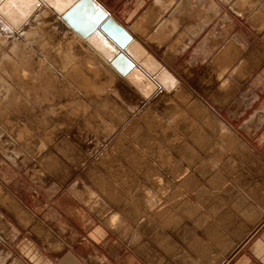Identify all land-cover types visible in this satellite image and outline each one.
Listing matches in <instances>:
<instances>
[{
  "label": "rangeland",
  "instance_id": "1",
  "mask_svg": "<svg viewBox=\"0 0 264 264\" xmlns=\"http://www.w3.org/2000/svg\"><path fill=\"white\" fill-rule=\"evenodd\" d=\"M0 1L4 3L0 9L4 10L10 5L15 7V9L22 10L20 9L21 6L19 7V3L12 2L11 0ZM192 6L193 11L195 8H199V6L196 5ZM35 12L36 11L29 16V20L25 22L27 24L24 23V28L20 27L17 30L13 29L2 17H0V162L1 159H9L23 163L22 165L27 168L29 173H35V177L38 178L39 181L41 180L43 184H47L51 191L55 190L54 185H62L65 190H68L81 203L89 208L98 220L102 221L108 228L112 229V231L129 246V248L135 251L148 264H220L228 257L236 245L243 240L245 235L255 223L259 221L264 213V162L256 150L251 148V145L247 143L245 136L238 133L226 122V119L230 114L229 111L232 109L229 108V105L232 106V101L237 100L235 101V107L237 109L239 95L245 96L247 92H244L243 89L241 90L242 85L233 84H230L226 89H219L221 86L218 84L221 79H218L217 81L215 80L217 65L213 61V58L219 54V50L227 43V41L233 42V44L240 48L241 52L242 50H247L254 41L258 45H260V43L264 45V30H258L256 26L253 25L254 22L245 17H242L238 21L234 19L233 22L224 21L221 14L216 17L215 10H212L211 7L209 8V14L207 15L208 20L206 21L208 24L207 32L210 35L203 38H191V45L186 53L180 54L179 48L167 53L175 42L174 37L171 38L170 36L161 48L156 47L154 44L147 43L143 38L139 37L141 41H144L145 46L142 45V43L141 45L145 48L147 53L153 55L165 68L164 70L167 71V73L164 72L158 77L161 84L158 85L155 80L139 68V66H135L131 69L132 71L130 70L128 73L129 75L126 74L125 78L129 76L126 79L127 81H132L133 79L132 82L138 86L140 85L141 88H139L140 90L138 93H140L141 97L126 83L121 75L115 72L113 68H109V64L103 58L105 56H101L91 46L90 48L87 46L92 50L91 54L94 58L96 56L95 60H98L97 63L99 65L102 64L103 66H108L107 68L109 70L106 71L110 72L109 74H111L113 79L111 86H105V90L99 98L100 100L94 101V104H88L90 107L89 111L84 113L77 112L74 109L64 106L68 99H71L74 95H78L75 90L77 89V83L80 81L76 79H64L57 71L59 64H55L57 68L56 70L55 65L52 62L53 60L48 56L52 52L51 48L53 49L56 45H64V41H66V38L70 33H72L73 36H76L77 34L68 27L70 29H68L69 33L67 27H65V23L61 19H57L53 13H51L53 19L49 14L48 17L40 20L43 22L46 19L44 21L46 22V25L43 22V26L41 22H37V19L36 21L34 20L33 14H35ZM194 15L195 13H193V16ZM48 21H50V24H47ZM191 22L194 28L199 26L198 21L196 22L195 19ZM133 23L134 21L129 25L130 30ZM40 24L42 25L41 28ZM211 29L213 32H211ZM24 30L28 32V35L29 33L33 34L34 32L33 36L31 35L33 41L30 37L24 36ZM50 33L51 35H49ZM229 33L231 35H228ZM37 35H40V40H43L46 43L49 42L47 43L48 45L43 43V46L45 45L46 47L44 46L45 48L42 49L43 51L47 49L46 52L49 53L47 57L44 54L45 51H38L37 40L35 41V37L36 39L38 38ZM5 36L7 38L3 40ZM58 38H60L59 41L61 42L56 41ZM15 42H20L22 44V46L21 44L18 46L19 48L23 49V46H25L27 50L31 49L30 53L33 52L31 53L33 59L31 65L28 67L20 65V68L25 71L33 70L35 72L30 73L28 78H24L23 81V78L21 79L11 73L12 68L11 65L8 64V60L2 59L5 55L11 54L9 49L12 47V43ZM204 43H207L208 46L204 45L200 51V44L203 45ZM132 47L134 46H131L130 48ZM256 47L258 48L257 45ZM132 52L134 53V49ZM136 53L140 55L139 49L136 50ZM190 54L192 55L191 62H189L188 58ZM242 58L244 59L243 52L240 54L239 60H237L238 58L232 60L233 65L231 68H233L236 62L240 61ZM53 59L56 62L58 60L56 58ZM38 60L44 62L43 64L45 66L47 65L51 70L50 72L52 73L53 79H51V84L49 86H47L48 80L46 81V77L40 78L36 74L39 70V65L37 64ZM47 60L50 61V64ZM142 60L145 65L149 67V61L145 58ZM230 69L225 71L221 76L222 79L229 75L227 73ZM100 72L99 76L94 80L103 84L106 82L105 79L107 78V75L104 71L102 73ZM131 73L134 74L132 75ZM172 77L177 80V84L174 83ZM226 79H228V77ZM206 80L208 83L204 84L206 83ZM231 81L234 83L233 80H230V82ZM210 83H212V86ZM24 87H27L29 91L27 92ZM146 87L148 90L149 87H151L149 94L146 92ZM32 90H36V92H32ZM90 96L95 97L92 94ZM158 101H161V103ZM61 108L67 111L68 118L66 117L65 120L60 116L61 114L59 112L61 111ZM163 108L165 111L172 110V113H176V115L179 111L185 112L186 118L188 120L191 119L190 122L193 123V128L197 126L196 128L201 131L200 135H197L201 138L199 139V142L193 141L192 136H187L185 143L182 144V152H177L175 150H178V148H174L173 151L181 156H177L171 150L169 151V155L167 154L165 157L163 155L160 156L158 151L160 145L158 146L150 139H146L148 140L147 143L142 136V131H140L141 128L139 126L136 127V124H132L129 128L130 131L128 129L125 131V128L131 119V121H134L135 117H139L142 114H147L145 115L147 117L152 116L155 113L161 115L164 112ZM151 111L154 113L152 114ZM123 117L124 120L122 121ZM106 124L110 127H115L117 125L113 132L107 136V139L103 137L104 132L102 134L101 131ZM135 128H139L140 130H136ZM103 130L105 131V129ZM138 131L140 133H138ZM223 131H226L227 134L225 133V135H223ZM122 132L125 134L123 135ZM126 132H128V134ZM117 135L126 140L124 141V139L121 138L118 139L117 142L114 141ZM126 135L127 137H125ZM45 136L49 138L48 141ZM135 136L137 137V141ZM220 136L222 137L219 138ZM230 136H232V138ZM50 139L52 141H50ZM121 140H123V144ZM220 140L223 142H220ZM143 141L145 144L142 143ZM127 142L129 143L127 144ZM136 143L138 144V148L143 147V149L140 148V150H147L149 148V152L153 154L154 157H146L148 160L150 158L155 162L154 166L150 165L152 162H149L150 164H142L132 157L129 150L130 147L132 150V145H137ZM228 143H230L231 150L230 148L228 150L226 149L225 144ZM44 145H47V147ZM111 145H113L114 148L111 149L112 153H115L114 156L116 157V161H112V167L110 159L102 158L104 157L103 153L108 152ZM43 147H45V150ZM184 147L188 150L184 149ZM45 153H48V155ZM184 154H186L185 159H183ZM47 156L48 162L46 158ZM179 158L184 160L186 164L188 163V165H190L189 167L192 168L195 166L196 170H194V168L192 169V173L195 177L198 176V172H201L200 175L202 181L201 179L200 181L203 184L201 187H203V189L206 188L204 189L206 190V193L209 192L208 190L211 192L221 191V195H218L223 198L222 205H220V212L225 214L226 218L224 217V221L227 219V224L230 221L228 219V214L225 212L229 211L234 214L236 219V222L233 223L234 225L231 226L225 224L221 228H213V222H215L217 215L211 211L210 205L207 207H202L200 205H194V207L192 205L188 207L191 210V212H189L190 214L186 209L181 208L180 211L177 212L175 210L170 211V218L165 215V218H162L163 220L160 218L151 220L148 217L145 221H138L139 217L149 213L150 208L155 206L154 204L158 205V201L163 197H169L170 202L178 199V196H174L172 182L178 180V178H174V175L178 172L173 171L175 170L173 165H182ZM227 159L230 160L232 170L234 169L230 175L227 170H224L222 167L224 166L228 169L227 166L229 163ZM166 160L172 161V163ZM191 162H193L194 165ZM215 163L218 165L220 164L218 169H220L221 172H217V169H215L214 166ZM22 165L21 168L23 167ZM107 165L109 166V169L113 168L114 170H112L109 176L104 173L109 170ZM184 167L185 165L181 166L182 169ZM127 169L132 171V174ZM124 172L125 174L128 173L129 176H133L129 177L127 174L126 176ZM95 174L97 176H95ZM115 174L117 177L114 176ZM119 175H121V179L118 177ZM124 175L125 180L123 178ZM107 176L111 179H108ZM133 177L135 178V181ZM93 178H95V180ZM126 178L129 180L127 181ZM107 179L110 180L113 186H116L115 188L118 190L115 194L117 200L110 199L107 195L100 192L97 183H95V181L98 182L101 180L107 186V182L109 183ZM130 179L134 183L131 182ZM155 184H158V186L156 187ZM165 185L166 187L162 189ZM140 186L142 189H140ZM126 187H129V190ZM154 190L155 193L153 195ZM150 191L152 195H150ZM131 192L133 196H131ZM160 192L162 194H160ZM163 193L165 195H163ZM155 195L159 198L156 199ZM243 205H245V207ZM238 209L242 211H239ZM231 210L236 213H233ZM214 232L217 235L215 234V236H211L210 234H213ZM219 236L221 240L218 239ZM197 243L199 245H197ZM191 259L195 260L196 263L194 261L191 262Z\"/></svg>",
  "mask_w": 264,
  "mask_h": 264
},
{
  "label": "crops",
  "instance_id": "2",
  "mask_svg": "<svg viewBox=\"0 0 264 264\" xmlns=\"http://www.w3.org/2000/svg\"><path fill=\"white\" fill-rule=\"evenodd\" d=\"M91 2L95 10L110 15L142 45L145 41L161 48L170 36L174 37L167 53L177 48L180 54L186 53L191 38L210 35L206 21L211 7L224 21L245 17L258 30H264V0ZM192 5L199 8L193 11ZM193 19L198 27L192 26ZM204 45L208 46L200 44V51ZM242 52L244 59L231 68L232 60H239ZM242 52L230 41L222 46L213 58L217 65L215 80L221 79V90L233 84L242 85L241 90L247 92L239 95L237 109V100L229 105L232 109L226 122L245 136L264 162V45L254 41ZM188 58L191 62L192 55ZM228 69L229 75L222 79ZM22 164L9 159L0 162V264H148L62 185H54L51 191ZM220 264H264V213Z\"/></svg>",
  "mask_w": 264,
  "mask_h": 264
},
{
  "label": "bare ground",
  "instance_id": "3",
  "mask_svg": "<svg viewBox=\"0 0 264 264\" xmlns=\"http://www.w3.org/2000/svg\"><path fill=\"white\" fill-rule=\"evenodd\" d=\"M12 2H16V3H19V7L21 6V8L20 9H22V10H18V9H15V7H13V6H10V5H8L9 7L7 8L6 7V9H4L5 10V12H7L8 13V15H10L12 18L15 16V12H19L20 14L21 13H25L26 12V10H28L29 8H31V6H32V0H11ZM36 1V0H35ZM37 1H39L40 2V6L36 9V12H35V14H33L34 16V20L36 21V19L38 20L37 22H41L40 20H42L43 18H45V17H48L49 16V14L51 15V18L53 17L52 16V14L51 13H53L54 14V16L57 18V19H59L60 20V17L56 14V13H60V12H62L67 6H69L74 0H37ZM7 4V3H6ZM14 4V3H13ZM22 4V5H21ZM25 4H27V5H25ZM2 5H4V3L3 2H0V8L2 7ZM24 5H25V7H24ZM16 6V5H15ZM18 7V6H17ZM18 7V8H19ZM4 8V7H3ZM95 7H94V5L92 4V2H91V0H81L80 1V3L77 5V7H75L74 9H73V11H70V13L65 17V20L63 21L64 23H65V27H67V30L70 28L75 34H77L76 36H73L72 35V33H70L69 32V30H68V32L70 33V35H68L67 36V38H66V41H64V45L63 44H61V46H59V45H56L53 49L51 48V53H50V55H48L49 53H47L46 52V50H44L45 51V55H46V57H47V55L48 56H50L49 58L51 59V60H53L52 62H53V64L55 65V64H59L58 65V70H57V68H56V65H55V69L61 74V76H63V78L65 79V78H68L69 80H73V79H76V80H79L80 82H78L77 83V89L75 90L76 91V93H78V95H74L71 99H68V101H66V105H64V106H66V107H68V108H70V109H74V110H76L77 112H84V113H86L87 111H89V105L88 104H91V103H93L94 104V101H99L100 99V97H101V94L103 93V91L105 90L104 88H105V86H111V82H112V77H111V74H109L110 72L109 71H106V70H109L106 66H103L102 64H98L97 63V61L98 60H95V58H96V56H95V58H94V56L91 54L92 52V50H90L89 48H90V45L84 40V37H83V35L85 34V32L93 25V22L94 23H96V19L98 18V16L101 14L98 10H95L94 9ZM0 10H3V9H0ZM56 12V13H55ZM110 16V15H109ZM111 17V16H110ZM112 18V17H111ZM53 19V18H52ZM113 19V18H112ZM29 20V18L26 20V21H28ZM46 20V19H45ZM44 20V21H45ZM49 20H51V19H49ZM114 20V19H113ZM43 21V22H44ZM57 21V20H56ZM115 21V20H114ZM43 22H41L42 24H43ZM50 21H48L47 22V24L49 23ZM53 22V21H52ZM45 23V25H46V22H44ZM57 23V22H56ZM25 24H27V23H25ZM36 24H38V23H36ZM35 24V25H36ZM50 24V23H49ZM58 24V23H57ZM56 24V25H57ZM28 25H29V23H28ZM24 26V24L21 26L22 28H24L23 27ZM38 26V25H37ZM43 26H44V24H43ZM48 26V25H47ZM46 26V27H47ZM52 26V25H51ZM53 26H55V25H53ZM3 27V26H2ZM28 27V26H27ZM30 27V26H29ZM39 27V26H38ZM42 27V25L40 24V28ZM55 27H57V26H55ZM69 27V28H68ZM138 27V26H137ZM36 28V27H35ZM39 28V29H40ZM44 28V27H43ZM54 28V27H53ZM51 29V28H50ZM26 30H27V28H26ZM34 30V29H33ZM33 30H32V32H33ZM36 30V29H35ZM57 30V29H56ZM66 30V29H65ZM65 30H63V31H65ZM141 30V29H140ZM139 30V31H140ZM25 31V30H24ZM29 31V30H28ZM30 31H31V29H30ZM29 31V32H30ZM40 31V30H39ZM53 32H55V31H53ZM61 32V31H60ZM37 33V32H36ZM39 33V32H38ZM63 33H65V32H63ZM33 34H34V32H33ZM33 34L31 33H29V35H28V32H26L25 31V33H24V36H27V37H30L31 38V40L33 41V39H32V37H31V35L33 36ZM57 34V33H56ZM55 34V35H56ZM74 34V35H75ZM49 35H51V33L49 34ZM54 35V34H53ZM65 35V34H64ZM145 35V34H144ZM35 37V36H34ZM37 39H36V37H35V41L37 40V45H38V48H39V50L38 51H40V50H42L43 48H45L44 46H43V43L44 44H47V43H49V42H45V41H43V40H40V35H37ZM66 37V36H65ZM7 37L5 36L4 37V39L3 40H5ZM26 38V37H25ZM29 38V39H30ZM59 39L60 38H58V40H56L57 42L59 41ZM30 40V41H31ZM90 42L91 43H93V44H95V47L96 48H98L99 50H101L102 52H103V56H105V57H107L108 55H109V53H108V51H107V49L105 48L106 47V43L100 38V39H97V38H95V36H90ZM32 41H31V43H32ZM59 42H61V41H59ZM86 43V46H85V43ZM16 43V42H15ZM12 43V47H10V52H11V54L10 55H5L2 59H7L8 60V64L9 65H11V68H12V70H11V73L13 74V75H15V76H18V77H20L21 79H22V81L24 80V78H28V75L30 74V73H34L35 71H30V70H23L22 68H20V65H25L26 67H28V66H30L31 65V63H32V57H31V53H33V52H31L30 53V50L31 49H29V50H27V48L25 47V46H23V49H21V48H19L18 46L21 44L20 42L19 43ZM63 43V42H62ZM18 44V45H17ZM35 44V43H34ZM57 44V43H56ZM58 44H60V43H58ZM23 45H24V43H23ZM48 45V44H47ZM50 45V44H49ZM21 46H22V44H21ZM89 48H88V47ZM28 47V46H27ZM37 48V49H38ZM37 51V52H38ZM43 50H42V52H44ZM48 51H50V50H48ZM40 53V52H39ZM33 55H35V54H33ZM58 56V57H57ZM45 57V58H46ZM44 58V59H45ZM53 58H56V59H58L57 60V62L53 59ZM48 59V58H47ZM43 60V59H42ZM46 60V59H45ZM49 60V59H48ZM47 60V61H48ZM44 61V60H43ZM49 62V64H50V61H48ZM56 62V63H55ZM44 62H42L41 60H38V62H37V64L39 65V70H38V73H36L40 78L42 77H46V81L48 80V85L47 86H49L50 84H51V79H53V77H52V73L50 72L51 70L49 69V67L46 65H44L43 64ZM33 64H34V62H33ZM9 67V66H8ZM4 68V67H3ZM6 68V67H5ZM53 68H54V66H53ZM109 68H110V66H109ZM9 70V69H8ZM101 71V72H100ZM104 71V73H106V79H105V81L106 82H104L103 84H101L100 82H96L94 79L96 78V77H98L99 76V72L100 73H102ZM132 71V70H131ZM116 72V71H115ZM8 73H9V71H8ZM59 74V75H60ZM132 74V73H131ZM134 74V73H133ZM132 74V75H133ZM137 74V73H136ZM32 75V74H31ZM113 75V74H112ZM129 75V74H128ZM34 76V75H33ZM115 76V75H114ZM123 78H124V80L126 81V83L140 96V93H138L139 92V88H141L140 87V85L138 86V85H136L134 82H132L133 81V79H132V81L130 80V81H127L126 79L129 77H126L125 78V76H122ZM131 77V76H130ZM132 77H134V76H132ZM137 77V76H136ZM140 77V76H139ZM143 77V76H142ZM20 78H19V80H20ZM18 80V79H17ZM74 83V82H73ZM27 84V83H26ZM68 84V83H67ZM70 84V83H69ZM101 84V85H100ZM126 84V85H127ZM138 84V83H137ZM142 85V84H141ZM28 86V85H27ZM69 86V85H68ZM52 87H53V85H52ZM66 87V86H65ZM72 87V86H71ZM70 87V88H71ZM73 87H74V85H73ZM129 87V88H130ZM24 88H26V90H27V92L29 91L28 90V88L27 87H24ZM147 88V87H146ZM64 89V88H63ZM72 89V88H71ZM25 90V89H24ZM25 90V91H26ZM53 90V89H52ZM107 90V89H106ZM109 90V89H108ZM147 91V94H149L150 93V91H151V87H149V90H148V88L146 89ZM5 91H6V88H5ZM115 91V90H114ZM133 91V92H134ZM31 92V91H30ZM32 92H36V90H32ZM65 92V91H64ZM105 93V92H104ZM142 93V92H141ZM144 93V92H143ZM94 95L95 97H91L90 95ZM136 94V95H137ZM10 95V94H9ZM132 96V95H131ZM134 96V95H133ZM138 96V97H139ZM145 96V95H144ZM135 97V96H134ZM141 97V96H140ZM13 98V97H12ZM69 98V97H68ZM165 98V97H164ZM163 99V98H162ZM173 99V98H172ZM11 100V99H10ZM167 101V100H166ZM159 103H161V101H158ZM169 102V101H168ZM168 102H167V104H168ZM11 103V102H10ZM172 103V102H171ZM163 105V104H162ZM165 105V104H164ZM171 106V105H170ZM185 108V107H184ZM135 109V108H134ZM180 109V108H179ZM6 110V109H5ZM103 110V109H102ZM108 110V109H107ZM163 110H164V108H163ZM175 110V109H174ZM184 110V109H183ZM112 111V110H111ZM131 111H132V109H131ZM144 111V110H143ZM146 112V111H145ZM152 112V111H151ZM156 112V111H155ZM61 115V117H62V119H64L65 120V118L67 117L68 118V114H67V111H65V109H62L61 108V111L59 112ZM72 113V112H71ZM76 113V112H75ZM74 113V114H75ZM120 113V112H119ZM141 113H142V110H141ZM154 112H152V114H153ZM162 113V112H161ZM115 114V113H114ZM156 114V113H155ZM153 114L152 116H149V117H147V116H145V115H147V114H142V115H140L139 117L137 116V117H135V120L134 121H129L128 122V124H127V127L125 128V131H127V129L129 130V128L132 126V124H136V127L137 126H139L140 128H141V130L139 129V128H135L136 130H140V131H142L141 133H142V136L144 137V139H145V141L147 142L148 140H146V139H150L151 141H153V142H155V144H157L158 146H159V153H160V156H167V154L169 155V151L171 150V151H173L174 150V148H178V150H175V151H177V152H182V149H183V147H182V144H184L185 143V140H186V138H187V136H192V139H193V141H195V142H199L200 140L199 139H201L200 138V136H197V135H200V129H197L196 127L195 128H193V123L192 122H190V120H188L187 118H186V116H185V112H183V111H179V113H177V115H176V113L175 114H173L172 113V110H170V111H165L164 110V112L160 115H158V114ZM83 115V114H82ZM136 116V115H135ZM126 117H127V115H126ZM119 118V117H118ZM134 119V118H133ZM67 120V119H66ZM124 120V117L122 118V121ZM70 121V120H69ZM69 121H68V124H69ZM103 121V120H102ZM121 121V120H120ZM193 121V120H192ZM67 122V121H66ZM136 122V123H135ZM140 122V123H139ZM102 123V122H101ZM120 123V122H119ZM195 123V122H194ZM218 123V122H217ZM196 124V123H195ZM224 124V123H223ZM62 125V124H61ZM220 125V124H219ZM135 126V125H134ZM113 127V126H112ZM110 127L109 125H105V126H103V128H102V134H103V132H104V134H103V137L104 138H106L107 139V136H109L110 135V133H112L113 132V130L115 129V127H117V125L115 126V127ZM103 129H105V131L103 130ZM203 129H204V126H203ZM124 130V129H123ZM52 131V130H51ZM130 131V130H129ZM50 132V131H49ZM49 132H48V134H49ZM132 132V131H131ZM131 132H129V133H131ZM203 132V131H202ZM221 132V131H220ZM219 132V133H220ZM20 133H22V132H20ZM19 133V134H20ZM123 133V132H122ZM127 134H128V132H126ZM134 133V132H133ZM132 133V134H133ZM138 133H140L139 131H138ZM199 133V134H198ZM223 135H225V133L227 134V132L226 131H223ZM47 134V133H46ZM45 134V135H46ZM47 134V135H48ZM125 133H123V135H124ZM222 134V133H221ZM231 134V133H230ZM120 135V134H119ZM122 135V136H123ZM134 135V134H133ZM136 135V134H135ZM23 136V135H22ZM102 136V135H101ZM121 136V135H120ZM120 136H118L117 135V137H115L114 139V141H116L117 142V140L118 139H121V138H123V137H121L120 138ZM139 136V135H138ZM21 137V136H20ZM19 137V138H20ZM47 136H45V138H46ZM48 137H49V135H48ZM47 137V141L49 140V138ZM51 137V136H50ZM125 137H127V135L125 136ZM129 137V136H128ZM136 137V136H135ZM189 137V138H190ZM222 136H220L219 138H221ZM231 138H232V136H230ZM18 138V139H19ZM141 138V137H140ZM218 138V139H219ZM226 138V137H225ZM124 139V138H123ZM133 139V138H132ZM136 139V141H137V137L135 138ZM134 139V140H135ZM143 139V138H142ZM142 139H141V141H142ZM179 139H181V140H179ZM126 139H124V141H125ZM130 140V139H129ZM128 140V141H129ZM226 140H228V139H226ZM235 140V139H234ZM50 141H52L51 139H50ZM50 141H49V143H50ZM74 141V140H73ZM86 141V140H85ZM89 141V140H88ZM87 141V142H88ZM113 141V142H114ZM132 141V140H131ZM188 141V140H187ZM231 141V140H230ZM115 142V143H116ZM121 142H122V144H123V140H121ZM181 144H180V143ZM220 142H223V141H221L220 140ZM228 142V141H227ZM85 143V142H84ZM129 142H127V144H128ZM132 143V142H131ZM135 143V142H134ZM138 143V142H137ZM136 143V144H137ZM142 143H144V141L142 142ZM148 143V142H147ZM149 143H150V141H149ZM172 143H173V145H172ZM186 143H188V142H186ZM113 144V143H112ZM121 144V143H120ZM121 144V145H122ZM145 144V143H144ZM163 144V145H162ZM113 145H115V144H113ZM113 145H111L110 146V149L108 150V152H106V153H103V155H104V157H102L103 159L105 158V159H110V162H111V164H112V161H116V157L114 156V154L112 153V150L111 149H114L113 148ZM116 145H117V143H116ZM121 145H120V147H121ZM125 145V144H124ZM130 145V144H129ZM132 145V144H131ZM134 145V146H133ZM132 145V150H131V147H130V150H129V153L132 155V157H134L135 159H136V161H138L139 163H142V164H144V163H149V162H152V164H150V165H152V166H154V164H155V162L154 161H152L150 158H149V160H148V158L147 157H154V155L153 154H151L150 152H149V148L147 149V150H142L143 149V147H140V144H139V147L140 148H142L141 150H140V148H138V144L137 145H135V144H133ZM176 145H178V146H176ZM186 145V144H185ZM188 145V144H187ZM221 145V144H220ZM231 145H232V143H231ZM44 146H46L47 147V145H44ZM182 148H181V147ZM225 146H226V149L228 150L229 148H230V143H228V144H225ZM117 147V146H116ZM148 147V146H147ZM190 147V146H189ZM200 147V146H199ZM28 148V147H27ZM44 148V150H45V147H43ZM176 148V149H177ZM125 149V148H124ZM127 149V148H126ZM129 149V148H128ZM153 149V148H152ZM184 149H187V148H185L184 147ZM221 149V148H220ZM224 149V148H223ZM117 150V149H116ZM122 150V149H121ZM188 150V149H187ZM225 150V149H224ZM223 150V151H224ZM230 150H231V148H230ZM35 151V150H34ZM222 151V150H221ZM126 152V151H125ZM174 152V151H173ZM225 152V151H224ZM41 153V152H40ZM162 153V154H161ZM193 153V152H192ZM232 153V152H231ZM45 154H47L48 155V153H45ZM126 154V153H125ZM129 154V156L131 157V155ZM174 154H176V152H174ZM180 154V153H179ZM191 154V153H190ZM177 155V154H176ZM185 155L186 154H184V157H183V159H185ZM36 156H38V155H36ZM147 156V157H146ZM174 156V155H173ZM177 156H181V155H177ZM192 156V155H191ZM125 157V156H124ZM127 157H128V155H127ZM126 157V158H127ZM129 157V158H130ZM131 157V158H132ZM47 158V162H48V156L46 157ZM133 158V159H134ZM217 158V157H216ZM39 159H40V157H39ZM157 159V158H156ZM155 159V160H156ZM161 159V158H160ZM159 159V160H160ZM168 159V158H167ZM191 159V158H190ZM224 159V158H223ZM231 159V158H230ZM50 160H51V158H50ZM49 160V161H50ZM52 160H53V158H52ZM179 160L181 161V163H182V165H180V166H178V165H173V168L175 169V170H173V171H176V172H178L177 174H175L174 175V178H178V180L177 181H173L172 182V190H173V193H174V196H178V199H176L175 201H171L170 202V200H169V197H163L161 200L160 199H158V200H160V201H158V205H156V204H154L155 206H153V204H152V208H150V211H149V213L148 214H145V215H142L141 217H139L138 218V221H145V220H147L146 218H150L151 220H155L156 218H160V219H162V218H165V215L168 217V218H170L171 216L169 215V212L170 211H180V209L181 208H184V209H186V211L189 213V212H191V210H190V208H188V207H190V206H196V205H200V206H204V207H207V206H211V211H213L216 215H217V218H216V220H215V222H213V228H221V227H223L225 224H227V222L226 221H228L227 219L224 221V219L226 218L225 217V214H223V213H221L220 212V209H221V206L220 205H222V199L223 198H221L220 196H218V195H221V191L220 192H211L210 190H208L209 192H205L206 190H204V189H206V188H204L203 189V187H201L203 184H202V179H201V172H198L199 174H198V176L197 177H195V175L192 173L193 172V168H194V170H196V168H195V166L194 167H189L190 165H188V163L186 164V162H184V160H181L180 158H179ZM99 161H100V159H99ZM102 161H105V160H102ZM133 161V160H132ZM135 161V160H134ZM166 161H168V160H166ZM179 161V162H180ZM226 161V160H225ZM227 161H228V163H229V165L227 166L228 167V169H226V167H224V166H222L223 168H224V170H227V172H228V174L230 175V174H232V171H234V169L232 170V167H231V164H230V160L229 159H227ZM52 162V161H51ZM107 162V161H106ZM105 162V163H106ZM108 162H109V160H108ZM168 162H170V163H172V161H168ZM188 162V161H187ZM214 162V161H213ZM216 162H218V161H216ZM220 162V161H219ZM117 163H119V162H117ZM127 163V162H126ZM191 163H193V162H191ZM227 163V164H228ZM99 164V163H98ZM110 164V165H111ZM102 165V164H101ZM120 165V164H119ZM132 165V164H131ZM149 165V166H150ZM172 165V164H171ZM185 165V167L182 169L181 168V166H184ZM193 165H194V163H193ZM220 165V164H219ZM217 163H215L214 164V166H215V169H217V172H219L220 171V169H218L219 166ZM224 165V164H223ZM94 166V165H93ZM108 166V165H107ZM113 166V164L111 165V167ZM118 166V165H117ZM152 166H150V167H152ZM225 166H226V164H225ZM230 166V167H229ZM100 167V166H99ZM110 167V168H111ZM123 167V166H122ZM128 167H130V166H128ZM95 168V167H94ZM107 168V167H106ZM105 168V169H106ZM120 168H121V166H120ZM127 168V167H126ZM204 168H206V167H204ZM208 168V167H207ZM221 168V167H220ZM231 168V169H230ZM93 169V168H92ZM108 169H109V166H108ZM115 169V168H114ZM131 169V168H130ZM201 169V168H200ZM214 169V168H213ZM95 170H97V169H95ZM112 170H113V168L112 169H109L108 171H106V172H104V169H103V172L104 173H106L108 176L111 174V172H112ZM125 170V169H124ZM127 170H129V169H127ZM209 170V169H208ZM93 171V170H92ZM114 171V170H113ZM119 171V170H118ZM123 171V170H122ZM130 171V170H129ZM128 171V172H129ZM200 171V170H199ZM206 171V170H205ZM94 172V171H93ZM96 172H98V171H96ZM116 172V171H115ZM195 172V171H194ZM221 172V171H220ZM240 172V171H239ZM99 173H100V171H99ZM116 173H118V172H116ZM130 173L132 174V171H130ZM197 173V172H196ZM205 173V172H204ZM112 174H114V173H112ZM124 174H125V172H124ZM127 175H128V173H126ZM125 174V175H126ZM160 174V173H159ZM219 174V173H218ZM91 175V174H90ZM104 175V174H103ZM125 175H124V180H125ZM126 175V176H127ZM134 175H135V173H134ZM145 175V174H144ZM161 175H163V174H161ZM202 175H203V173H202ZM209 175V174H208ZM234 175V174H233ZM95 176H97L96 174H95ZM108 176H107V178H108ZM113 176V175H112ZM114 176H116V174L114 175ZM121 175H119L118 177H120ZM129 176V175H128ZM131 176H133V175H131ZM131 176H129V177H131ZM143 176V175H142ZM210 176V175H209ZM100 177V176H99ZM101 177H102V174H101ZM117 177V176H116ZM135 177V176H134ZM133 177V178H134ZM113 178H115V177H113ZM122 178V179H123ZM128 178V177H127ZM127 178H126V180H127ZM163 178V177H162ZM162 178H161V180H162ZM172 178H173V176H172ZM94 180H95V178H93ZM103 179V178H102ZM108 179H111V178H108ZM107 179V180H108ZM119 179V178H118ZM120 179H121V177H120ZM200 179H201V181H200ZM104 180V179H103ZM113 180V179H112ZM129 180V179H128ZM127 180V181H128ZM170 180V179H169ZM220 180V179H219ZM109 181V183L107 182V186L105 185V183H103V181H95V183H97V185H98V189L100 190V192H102V193H104L105 195H107L108 196V198H110V199H116L115 198V194H116V192L118 191L115 187L116 186H113V184L110 182V180H108ZM130 181H131V179H130ZM134 181H135V178H134ZM113 182V181H112ZM131 182H133V181H131ZM156 182V181H155ZM169 182V181H168ZM125 183V182H124ZM134 183V182H133ZM162 183H163V180H162ZM161 183V184H162ZM204 183V182H203ZM122 184V183H121ZM171 184V183H170ZM169 185V184H168ZM209 185V184H208ZM132 186V185H131ZM130 186V187H131ZM142 186V185H141ZM141 186H140V189H142L141 188ZM155 186L157 187L158 186V184L156 185L155 184ZM214 186V185H213ZM227 186V185H226ZM143 187H144V185H143ZM164 187H166V185L165 186H163V188L162 189H164ZM168 187H170V186H168ZM215 187V186H214ZM127 189L129 188V187H126ZM125 188V189H126ZM132 188V187H131ZM145 188V187H144ZM223 188V187H222ZM139 189V190H140ZM167 189V188H166ZM217 189V188H216ZM129 190V189H128ZM131 190V189H130ZM161 190V189H160ZM221 190V189H220ZM224 190V189H223ZM141 191V190H140ZM157 191V190H156ZM166 191V190H165ZM216 191V190H215ZM129 192V191H128ZM128 192H126V193H128ZM158 192V191H157ZM156 192V193H157ZM163 192V191H162ZM138 193V192H137ZM154 193H155V190H154V192H153V195H154ZM131 194V196H133V194H132V192L130 193ZM158 194H159V192H158ZM157 194V195H158ZM160 194H162L161 192H160ZM167 194V193H166ZM229 194V193H228ZM124 195H126V194H124ZM123 195V196H124ZM134 195H136V194H134ZM150 195H152L151 194V191H150ZM163 195H165L164 193H163ZM141 196V195H140ZM160 196V195H159ZM223 196V195H222ZM129 197V196H128ZM139 197V196H138ZM152 197H154V196H152ZM155 197H156V199L157 198H159L158 196H156L155 195ZM162 197V196H161ZM193 197V198H192ZM124 198V197H123ZM135 198V197H134ZM177 198V197H176ZM191 198H192V201H191ZM225 198V197H224ZM136 199V198H135ZM117 200V199H116ZM130 200V199H129ZM132 200V199H131ZM137 200H139V199H137ZM174 200V199H173ZM123 202V201H122ZM194 203H196V204H194ZM141 204V203H140ZM224 204V203H223ZM147 206H149L148 204H146ZM242 205V204H241ZM194 206V207H195ZM244 207H245V205H243ZM242 206V207H243ZM146 207V206H145ZM224 207V206H223ZM222 207V208H223ZM237 207V206H236ZM240 207V206H239ZM147 208V207H146ZM210 208V207H209ZM232 209H233V206H232ZM240 209H241V207H240ZM192 210H193V208H192ZM198 210V209H197ZM202 210V209H201ZM234 210H235V208H234ZM239 210V209H238ZM256 210V209H255ZM143 211V210H142ZM185 211V212H186ZM194 211V210H193ZM232 211V210H231ZM236 212H237V210H235ZM239 211H242V210H239ZM244 211V210H243ZM213 212H211V213H213ZM233 212V211H232ZM236 212H233V213H236ZM225 213H227L228 214V219H229V223L227 224V225H234L233 223L234 222H236V219H235V215L234 214H232V213H230L229 211H227V212H225ZM258 213V212H257ZM190 214V213H189ZM173 215V214H172ZM216 217V216H215ZM225 217V218H224ZM237 218V217H236ZM163 220V219H162ZM237 220H238V218H237ZM114 221V220H113ZM168 221V220H167ZM210 221V220H209ZM147 222V221H146ZM212 222V221H211ZM226 222V223H225ZM138 223V222H137ZM140 223H142V222H140ZM238 223V222H237ZM208 225V224H207ZM211 225V224H210ZM209 225V226H210ZM209 228V227H208ZM229 228V227H228ZM210 229V228H209ZM208 229V230H209ZM207 230V231H208ZM211 230V229H210ZM214 230V229H213ZM212 231V230H211ZM224 231V230H223ZM219 232V231H218ZM223 233V232H222ZM214 234V235H213ZM211 233L210 235L211 236H215V232L214 233ZM221 234V233H220ZM217 235V234H216ZM222 235V234H221ZM208 236V235H207ZM217 237V236H216ZM218 239L219 240H221L220 239V236L218 237ZM217 239V240H218ZM222 240H223V238H222ZM204 242V241H203ZM222 243V242H221ZM197 245H199L198 243H197ZM201 245V244H200ZM199 249V248H198ZM203 249V248H202ZM201 250V249H200ZM200 254V253H199ZM221 256V255H220ZM221 258V257H220ZM191 262L192 261H194L195 262V260H190ZM215 262V261H214ZM196 263V262H195Z\"/></svg>",
  "mask_w": 264,
  "mask_h": 264
},
{
  "label": "water",
  "instance_id": "4",
  "mask_svg": "<svg viewBox=\"0 0 264 264\" xmlns=\"http://www.w3.org/2000/svg\"><path fill=\"white\" fill-rule=\"evenodd\" d=\"M81 0H74L69 6H67L62 12L56 13L62 21L65 17L73 11ZM1 2V1H0ZM40 6L39 1L32 0V6L25 13L15 12V16L12 18L5 10H0V17H2L13 29H19L29 18V16L36 11ZM96 23L85 32L83 35L84 40L96 51L103 56V52L95 47L90 42V36H95L97 39H102L106 43V49L109 53L107 57H103L109 66L113 68L119 75L125 76L135 66H139L146 74L151 76L158 85H161L158 77L166 72L162 64L156 60V58L147 53L141 43L128 32L117 21H114L110 16L101 13L96 19ZM131 46H134L130 48ZM139 49L140 55L136 53ZM134 49V53L132 52ZM131 50V51H130ZM147 59L149 67L145 65L142 59ZM173 78V77H172ZM174 79V78H173ZM177 84V80H173Z\"/></svg>",
  "mask_w": 264,
  "mask_h": 264
}]
</instances>
